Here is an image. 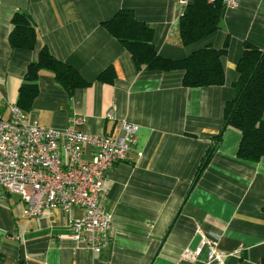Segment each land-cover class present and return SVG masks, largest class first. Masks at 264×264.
<instances>
[{"label":"crops","instance_id":"0c3cea01","mask_svg":"<svg viewBox=\"0 0 264 264\" xmlns=\"http://www.w3.org/2000/svg\"><path fill=\"white\" fill-rule=\"evenodd\" d=\"M121 9L133 11L154 28V44L165 58L183 59L207 45L227 46L222 59L225 84L187 88L183 71L138 70L103 27ZM17 11L32 16L40 45L88 82L69 96L51 73L42 72L39 96L25 112L28 118L42 126L77 128L92 135H117L123 121L138 125L139 131L129 159L106 177V206L113 224L102 253L75 240L62 211L28 221L20 196L1 192L0 264H178L186 250L199 246L202 231L220 236L218 250L229 255L225 264H258L264 257V158L240 159V132L223 128L225 104L234 98L245 45L264 49V0H241L235 10L223 5L219 30L189 46L183 45L180 34L185 8L176 0H0L4 120L9 105L17 104L40 48H11V19ZM109 67L116 78L102 82L99 77ZM81 117L82 124L76 125ZM92 151L86 147L84 160ZM81 213L76 209L71 215Z\"/></svg>","mask_w":264,"mask_h":264},{"label":"built area","instance_id":"2783aa9c","mask_svg":"<svg viewBox=\"0 0 264 264\" xmlns=\"http://www.w3.org/2000/svg\"><path fill=\"white\" fill-rule=\"evenodd\" d=\"M176 1L183 9L195 2ZM204 1H220L226 9L235 10L241 0ZM9 111L7 120L0 118V193L19 195L28 221L51 210L62 211L75 240L96 254L102 253L109 245L113 224L106 206V177L115 165L129 159L139 126L123 121L117 135H92L77 128L42 126L17 104H10ZM82 120L76 119V125ZM86 147L93 150L87 161ZM76 209L82 212L79 217L71 215ZM219 240V235L202 231L199 246L186 250L178 264H225L229 255L218 250Z\"/></svg>","mask_w":264,"mask_h":264},{"label":"trees","instance_id":"16d2710c","mask_svg":"<svg viewBox=\"0 0 264 264\" xmlns=\"http://www.w3.org/2000/svg\"><path fill=\"white\" fill-rule=\"evenodd\" d=\"M222 8L220 2L208 4L204 0H195L189 5L180 19L183 45L194 44L219 30ZM103 27L127 50L140 71H183V86L187 88L225 84L222 59L227 54V46L216 49L207 45L183 59L175 60L159 54L154 44V28L138 20L131 10H119L112 19L103 22ZM10 29L9 43L12 49L35 51L40 46L37 60L29 65L19 90L17 105L24 113L31 110L34 100L39 96L38 81L44 71L51 73L69 96L75 90L87 87L88 82L77 69L53 56L47 46L40 45L35 22L28 12H15ZM237 71L239 80L233 84L234 98L225 104L223 129L232 127L240 132L241 143L237 154L240 159L258 162L264 158V49L246 44ZM115 78L112 67L99 77L106 83H112ZM220 139L221 135L217 136V140ZM215 149L209 150L201 163L197 180ZM16 264L24 263L20 260ZM258 264H264V257Z\"/></svg>","mask_w":264,"mask_h":264}]
</instances>
